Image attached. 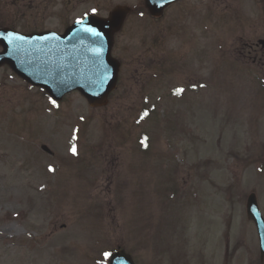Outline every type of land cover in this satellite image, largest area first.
Here are the masks:
<instances>
[{
  "label": "rangeland",
  "instance_id": "rangeland-1",
  "mask_svg": "<svg viewBox=\"0 0 264 264\" xmlns=\"http://www.w3.org/2000/svg\"><path fill=\"white\" fill-rule=\"evenodd\" d=\"M9 1L17 9L0 12L6 22L21 30L34 25L32 3L21 16L18 3ZM236 3L241 8L240 16L249 18L248 29L264 32V22L256 24L251 0H184L163 22L170 26L176 21L175 27L180 26L184 32L183 40L167 41V52H184L183 42H190L192 35L198 37L199 17L211 11V6H218L212 12L220 20V11L225 7L233 10ZM252 4L255 6L254 0ZM257 11L263 16L264 10ZM216 24L215 32L210 33L211 42L199 38L200 48L210 50L207 68L199 61L194 64L202 76L208 67L214 72L210 83L194 79L195 85L212 88L209 93L201 89V99L196 101V108L201 104L199 112L192 108L182 118L178 104L171 111L166 101L158 103L159 83L149 86L150 93H145L148 82L159 75L160 47L158 43L152 45L159 31L149 18L129 17L121 35L129 46L122 53V81L132 77V56L150 50L155 58L150 68L135 69L144 83L126 91L124 84L120 85L106 109L99 112L75 95H69L59 111H49L48 119L42 118L44 127L50 130L49 138L42 137L48 143H38L49 147L54 158H44L33 147L40 159L27 160L30 145L43 132L40 114L33 105L46 108V103L9 70L0 69V238L15 240L0 242V264H106L105 253L118 246L130 250L134 264H260L256 230L246 219L245 201L251 192L256 193L264 216V97L258 83L229 77L243 73L233 57L229 64L225 62L228 56L226 51L223 56L221 49L234 41V35L241 31L240 22ZM203 42L212 47L203 46ZM117 54L121 52L117 50ZM180 60L192 63L190 57ZM193 74L184 67L180 84L189 91L184 98L191 106ZM170 77L175 86L179 85L177 76ZM171 79H167L166 87ZM209 96L215 112L205 106ZM153 97L156 100H151ZM133 102L137 106L127 107ZM149 102L157 104L161 113L157 117L166 126L156 128L147 121L136 124L141 108ZM248 117L249 124L245 125ZM76 126L79 140L71 138ZM64 128L67 134L62 136ZM20 129L28 133L22 134ZM143 132L158 143V155L152 152L149 156L147 151L136 149V139ZM130 137L135 138L134 148L127 140ZM68 143L71 150L75 148L71 155ZM123 169L126 172H121ZM170 172L174 189L166 192L162 188L164 174ZM118 184L123 190L120 195L116 194ZM46 187L49 192L41 190ZM7 215L12 219L5 220Z\"/></svg>",
  "mask_w": 264,
  "mask_h": 264
},
{
  "label": "water",
  "instance_id": "water-1",
  "mask_svg": "<svg viewBox=\"0 0 264 264\" xmlns=\"http://www.w3.org/2000/svg\"><path fill=\"white\" fill-rule=\"evenodd\" d=\"M1 59H2V56H0V62H1ZM3 61L13 66L14 69L17 71V73L23 76L25 79H27V81H29L32 85H37V86L44 87L45 89H49V85L42 82L44 77L40 74L41 72L35 68L34 62L32 61L29 62L26 57H22L18 59L17 64L13 63L12 60L4 59ZM108 64L110 68L111 77L104 75V72H103L102 82H101L102 91L99 93L100 95L99 101H96L95 99H92V97H90L92 95V92L89 89L80 88V90L85 95H87L88 98L91 99L90 101L94 102L95 105H100L102 102L105 101L107 93L113 87L115 80H116V67L112 71L113 65L110 63V61ZM97 91L98 89L95 88L94 92L96 93ZM247 214H248V218L252 219L256 224L258 235H259V240H260L261 257L263 258V255H264V221L259 214L258 208L256 206L255 197L253 195H251L248 199ZM111 264H132V263L128 257L124 256L122 253L119 252L113 256Z\"/></svg>",
  "mask_w": 264,
  "mask_h": 264
},
{
  "label": "flooded vegetation",
  "instance_id": "flooded-vegetation-1",
  "mask_svg": "<svg viewBox=\"0 0 264 264\" xmlns=\"http://www.w3.org/2000/svg\"><path fill=\"white\" fill-rule=\"evenodd\" d=\"M63 3H89V4H97L100 1L104 0H60ZM62 25V24H61ZM247 41L242 44V57L250 61L252 64L262 65L264 61V53L263 51H259L257 49L258 39L247 38Z\"/></svg>",
  "mask_w": 264,
  "mask_h": 264
},
{
  "label": "snow or ice",
  "instance_id": "snow-or-ice-1",
  "mask_svg": "<svg viewBox=\"0 0 264 264\" xmlns=\"http://www.w3.org/2000/svg\"><path fill=\"white\" fill-rule=\"evenodd\" d=\"M86 31H91V30H89V29H86ZM180 91H182V90H180ZM74 153H75V148H73V150H72ZM108 255H110L109 253H105V256H108Z\"/></svg>",
  "mask_w": 264,
  "mask_h": 264
}]
</instances>
